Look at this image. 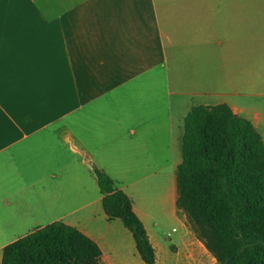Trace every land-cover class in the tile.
I'll return each mask as SVG.
<instances>
[{
  "label": "crops",
  "instance_id": "0c3cea01",
  "mask_svg": "<svg viewBox=\"0 0 264 264\" xmlns=\"http://www.w3.org/2000/svg\"><path fill=\"white\" fill-rule=\"evenodd\" d=\"M218 104L264 141V0H0V264L55 221L103 264H146L94 166L131 198L157 264H191L205 246L177 170L187 116Z\"/></svg>",
  "mask_w": 264,
  "mask_h": 264
},
{
  "label": "trees",
  "instance_id": "16d2710c",
  "mask_svg": "<svg viewBox=\"0 0 264 264\" xmlns=\"http://www.w3.org/2000/svg\"><path fill=\"white\" fill-rule=\"evenodd\" d=\"M103 206L133 233L146 264L157 255L129 195L94 166ZM177 205L219 264H264V141L227 104L198 105L186 118ZM2 264H103L99 244L62 221L5 246Z\"/></svg>",
  "mask_w": 264,
  "mask_h": 264
},
{
  "label": "rangeland",
  "instance_id": "374dc122",
  "mask_svg": "<svg viewBox=\"0 0 264 264\" xmlns=\"http://www.w3.org/2000/svg\"><path fill=\"white\" fill-rule=\"evenodd\" d=\"M189 225H190V223H189ZM190 227L192 229L191 225H190ZM172 249H173L174 252L178 251V250H175L174 247ZM203 249H204V254L203 255L202 254L196 255V257H195L196 260L193 261L191 264H219L217 258L206 248V246L203 247ZM188 257L190 258V253L189 252H188V254H186L184 252L180 253V260H181L182 264H184L183 261L186 262V260H188Z\"/></svg>",
  "mask_w": 264,
  "mask_h": 264
}]
</instances>
